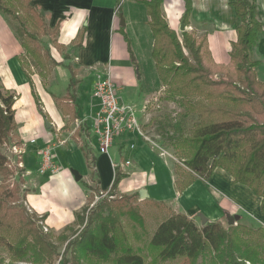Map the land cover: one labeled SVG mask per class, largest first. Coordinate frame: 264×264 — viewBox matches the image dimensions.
<instances>
[{
  "label": "trees",
  "instance_id": "trees-1",
  "mask_svg": "<svg viewBox=\"0 0 264 264\" xmlns=\"http://www.w3.org/2000/svg\"><path fill=\"white\" fill-rule=\"evenodd\" d=\"M35 1L0 0V14L16 23L13 30L23 49L17 61L29 82L34 74L45 80L53 67L62 64L55 62L39 42L41 37L48 36L57 50L62 49L55 41L58 27H47ZM184 1L182 22L186 27L192 7L190 0ZM140 3L149 18L152 59L164 100L177 101L183 109L173 119L168 116L166 123L157 116L147 124V127L159 128L162 124L168 127L158 132L177 161L173 169L175 194L181 195L196 181L208 182L216 170H222L231 177L233 185L247 187L260 198L259 210L264 218V82L257 80L258 62L251 58L263 31L255 0L231 3L239 26L225 67H217L211 60L205 36L198 39L184 31L178 37L169 28L161 13L163 0ZM82 37L83 34L78 45ZM66 68L71 76L67 92L55 101L62 115L73 123L78 119L75 102L79 81L75 80L72 67ZM216 70L221 72L218 78H215ZM15 100L0 84V147L16 128ZM191 118L194 122L186 129ZM7 165L6 157L0 152V246L10 254L11 262L53 264L59 257L57 245L63 244V254L70 255L68 260H62L63 264H145L143 257L133 251L122 219L127 215L144 224L139 206L133 205L138 194L101 202L91 210L82 230L76 232L69 227L54 237L42 231L36 217L14 208L19 202V188L10 180ZM124 177L116 166L109 193L116 194ZM19 181L23 184V180ZM150 204L167 212L148 243L159 261L264 264V228L250 229L243 225L224 228L218 223L197 227L186 215L174 213L162 203ZM85 210L76 216L74 225L84 224ZM16 229L21 232L19 239Z\"/></svg>",
  "mask_w": 264,
  "mask_h": 264
},
{
  "label": "crops",
  "instance_id": "crops-1",
  "mask_svg": "<svg viewBox=\"0 0 264 264\" xmlns=\"http://www.w3.org/2000/svg\"><path fill=\"white\" fill-rule=\"evenodd\" d=\"M142 1L146 0H36L34 4L47 27H58L55 41L62 49L57 50L48 36L41 37L39 42L55 62L62 64L53 67L45 80L34 74L30 82L17 61L23 54L21 44L9 19L0 14V84L16 97L13 105L16 128L11 144L15 146L12 159L18 160L23 172L24 194L20 202L54 237L74 226L76 216L95 201L94 190L100 195L109 193L114 165H119L125 176L116 192L139 197V192L145 190L147 198L140 201L162 203L195 224L200 216L207 223L221 224L227 214L239 212V207L230 202H235L231 198L233 194L236 201L244 200L242 212L258 222L264 221L259 210L260 198L247 187L232 186L231 177L223 171L214 172L213 182L212 179L204 183L196 181L181 195L174 192L175 175L172 174L169 177L172 192L170 196H162L163 181L153 164L155 148H148L144 139L133 133L116 137L110 148L115 143L112 152L109 150L106 155L99 152L92 130V119L99 111L98 100L92 95L97 78L108 76L112 80L120 105L131 107L136 119L140 114L141 118L137 119L140 125L148 122L150 115L145 112L149 102L163 90L154 68L153 37ZM233 1L190 0L192 11L183 31L184 0H163L161 13L178 37L184 31L198 39L205 36L211 60L217 67H225L239 26L231 6ZM255 4L263 32L251 51V58L258 62L257 80L264 82V0H255ZM81 34V45H78ZM66 66L72 67L75 80L79 81L75 102L78 119L73 123L62 115L55 101L67 92L71 76ZM33 140L35 143H31ZM47 144L56 146L59 169L54 174L40 176L37 173L39 152ZM125 160L130 161L129 166L123 165ZM210 190L213 199L207 195ZM200 194H205L210 205L212 200H218L219 204L228 201L231 209H218L217 216L203 214Z\"/></svg>",
  "mask_w": 264,
  "mask_h": 264
},
{
  "label": "rangeland",
  "instance_id": "rangeland-1",
  "mask_svg": "<svg viewBox=\"0 0 264 264\" xmlns=\"http://www.w3.org/2000/svg\"><path fill=\"white\" fill-rule=\"evenodd\" d=\"M7 17V16H6ZM8 18V17H7ZM9 22L11 23V25L14 27H16V23L11 20L10 18ZM7 19V20H8ZM207 58V57H206ZM208 59V58H207ZM221 72H219V70H216L215 72V78H218ZM19 84V83H18ZM183 111V109L180 107L179 103L177 101H165L162 91L157 94L155 96V99H153V101H150L148 104V107L146 109L145 115H150L148 116V122L150 121L151 118L160 116L162 120H165V123L168 122V120L166 121V118L173 119L177 114L181 113ZM141 118L140 114H137V119L139 120ZM147 123H141L142 125V130L145 133V135L149 138V141L144 140L146 143V146L148 148H155V154H156V160L153 161V164L155 166V168L158 170V174H160L161 176V180L163 181L162 184V191H161V195L162 196H170L171 194V190L170 187L171 185L169 184V177L174 174V164L177 162L175 156L173 155L172 150L167 147V145H164L165 143L162 141V139L159 136V132L158 129L160 128H166L168 129V127H165L163 124L158 128H156V126H152V127H147ZM194 122V119H188L186 122V129H189L191 124ZM160 132H163L162 129H160ZM12 136V135H11ZM14 145V144H13ZM11 144V137L0 147V152L6 157L7 161H8V165H7V169L9 170L10 174H11V178L10 180L12 182H14L17 187L19 188V202L15 205L14 208L23 210V212L26 211L23 203L20 202V200L22 199V195L24 194V190L22 188V184L20 183V179L22 180V174H21V168L18 164V160L16 158L12 156L14 155L13 152V148L15 146H13ZM93 146L95 147V141L93 140ZM115 146V143H114ZM113 148L110 150L111 152L114 149ZM97 148V147H95ZM95 150V149H94ZM109 151V152H110ZM10 159L12 160V162H10ZM87 159L88 156H87ZM131 161H133V159L131 158ZM123 163V161H122ZM222 170H217V172H219L218 174H220ZM212 182L213 180H215V178H211ZM228 182V180H226ZM211 182V183H212ZM200 185H202L201 183H199ZM212 185V184H211ZM228 185L230 187L234 186L231 184ZM238 189V188H235ZM197 191H199L198 189H196ZM97 189L94 190V195L96 196L97 200H95L91 206L89 205L88 207H86L85 212L83 213V225H74L72 228L74 231L78 232L80 230H82V228H84L88 218L91 216L90 212L92 209L96 208V206L98 204H100L101 202H110L112 200H115L117 198H119L120 196H129L131 195V193L129 192H125V193H118L116 192V194H112V193H107V194H103L100 195L97 192ZM237 191V190H236ZM201 192V191H199ZM206 192V191H205ZM203 193V192H201ZM212 191L210 190V193L208 192L207 195H212L211 194ZM226 194H228L226 192ZM236 194H238V192H236ZM94 195H92L94 197ZM231 195V194H230ZM234 196L231 198L235 201H230L231 203H235V205H237L240 209V211H233L232 213H229L228 215L231 217H235L237 220L235 221V225H243L246 226L247 228L250 229H257L259 227L264 228V221L258 222L257 219H253L251 218L249 215H247L245 212V208L243 207V205H245L244 200L240 199L236 201V195L233 194ZM238 196V195H237ZM211 199H213V196H210ZM199 203L201 205L202 210H204L203 214H207V215H211L217 216V210H227L229 211L231 209L230 204L228 201H222L221 204H219L218 200H215L213 202H211V200H209L212 205H210L207 201V197L205 196V194H200L199 195ZM216 199V198H215ZM221 201V200H220ZM241 201V202H238ZM238 202V204L236 203ZM151 203V201H150ZM150 203H147L146 201L142 202L140 201V197L136 198L133 201V205H137L140 208L141 214L143 215L144 218V224L140 225L138 222H136L135 220H132L129 216L125 215L123 216V222L126 228V231L128 232V234L131 237V246L133 248V251L136 254H139L143 257L144 259V263L145 264H180L182 259H176L173 261H165V262H161L158 260L157 258V253L155 251H153L150 247H149V240L152 236V234L154 233L155 229L157 228L158 224L164 220L165 217H167V212L164 210H161V208L157 207H153ZM247 203V202H246ZM166 204H168V202H166ZM166 209L167 208L166 206ZM25 210V211H24ZM171 210V209H169ZM27 215L30 216L31 214L28 213L26 211ZM25 213V214H26ZM262 216V215H261ZM37 220V221H36ZM36 224L40 227L41 225L39 224V218H36ZM221 225L224 228L228 227L226 218H223ZM197 227H201L202 225L200 224V220H197ZM42 227V226H41ZM42 231L44 233H48L45 232L43 230V227L41 228ZM21 237V232L16 229V238L19 239ZM58 252H59V257L54 261L53 264H60L62 262V260H68L70 258V255L67 254L66 257L63 254V250H64V245L63 244H58ZM24 264H30L28 261L25 262H21ZM0 264H20V262H11V258H10V254L7 252V250L0 246ZM69 264V263H68Z\"/></svg>",
  "mask_w": 264,
  "mask_h": 264
},
{
  "label": "built area",
  "instance_id": "built-area-1",
  "mask_svg": "<svg viewBox=\"0 0 264 264\" xmlns=\"http://www.w3.org/2000/svg\"><path fill=\"white\" fill-rule=\"evenodd\" d=\"M92 95L99 103V111L92 119V130L97 138L98 149L101 154L106 155L116 137L124 134L133 133L149 141L142 130V126L135 118L132 108L120 105L115 86L108 76L96 79ZM31 143H35V141H31ZM131 148L133 146H130ZM55 149L54 144H47L41 148L37 163V173L40 176L51 175L58 171ZM10 162H12L11 159ZM123 165L129 166L130 161L125 160ZM116 166L119 165H114V168ZM23 205L25 207V204ZM25 209L29 213L26 207ZM39 224L43 227L42 222ZM43 230L47 232L44 227Z\"/></svg>",
  "mask_w": 264,
  "mask_h": 264
},
{
  "label": "water",
  "instance_id": "water-1",
  "mask_svg": "<svg viewBox=\"0 0 264 264\" xmlns=\"http://www.w3.org/2000/svg\"><path fill=\"white\" fill-rule=\"evenodd\" d=\"M121 25L123 26V20H121ZM181 30L183 31L184 30V25L181 24ZM49 126V124H47V127ZM76 179H79L78 177H76ZM139 197L141 200H144L147 198V194L145 192V190H141L139 192ZM200 220H201V225H205L207 223V220L203 217V216H200ZM237 219L235 217H231L229 216L228 214L226 215V221H227V224L228 226H235V221Z\"/></svg>",
  "mask_w": 264,
  "mask_h": 264
}]
</instances>
